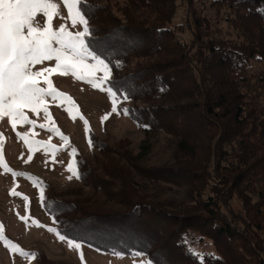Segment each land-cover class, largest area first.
Returning a JSON list of instances; mask_svg holds the SVG:
<instances>
[{"label":"trees","instance_id":"1","mask_svg":"<svg viewBox=\"0 0 264 264\" xmlns=\"http://www.w3.org/2000/svg\"><path fill=\"white\" fill-rule=\"evenodd\" d=\"M185 1L187 26H174L175 0L84 5L89 49L109 63L114 91L130 93L126 115L147 136L173 139V164L147 166L149 146L91 131L98 155H76L80 186L40 182L43 206L61 234L103 253L264 264V0ZM163 186L187 187L189 203L163 199ZM35 254V264H68Z\"/></svg>","mask_w":264,"mask_h":264},{"label":"rangeland","instance_id":"2","mask_svg":"<svg viewBox=\"0 0 264 264\" xmlns=\"http://www.w3.org/2000/svg\"><path fill=\"white\" fill-rule=\"evenodd\" d=\"M114 1L124 2L125 0ZM175 1L177 11L174 26L189 25L187 2L185 0ZM57 2L59 3V0ZM59 11L65 20L54 18V28L65 23L69 31L82 30L80 25L75 28L71 26V21L66 19L68 13L62 3H60ZM207 14L213 18L214 22L217 21V15L214 11L208 10ZM140 16L143 17L142 13ZM40 21L43 23L42 17H40ZM182 38L190 43L192 40L190 30L187 29ZM44 66H54V63H46ZM40 67L42 66H36L37 69ZM100 75L102 73H97V76ZM50 79L58 90L70 95L79 106L78 111L73 112V115L76 116L75 121H73L68 112L57 106L59 102L48 101L49 112L55 120L56 127L69 138L71 147H64L59 135L51 133L47 129H41L38 126L31 129L29 125L18 124L14 131L7 118L0 122V133H3L4 137V162L15 172L29 174L13 177L11 173L0 168V224L3 225L2 232H0V264H35V257L25 258L19 252L11 250L10 247L6 246L5 239L19 246L24 252H44L56 262L68 264H149V260L145 256L107 254L83 243H81L82 247L79 250L70 249L66 242L61 241L55 233L47 230L49 227L57 229V225L53 217L46 213L43 202L38 198V191L42 181H48L58 192L80 186L75 177L71 180L68 179L71 173L67 171V168L73 160L76 161V155L79 153L91 158V160L97 157L96 150L93 146L89 147L88 144L91 131L96 133L100 139L111 144L127 139L132 142L131 149L136 152L142 146H149L150 153L147 157V166L155 167L173 164L176 155L173 139L163 134L147 136L126 114L112 113V103L105 91L95 89L85 82L76 81L71 75L62 77L53 74ZM41 86L46 87L43 83V77H41ZM129 104L127 101L118 102V106L122 105L124 108ZM24 111L29 119L36 121L37 125L48 123L42 112L37 116L27 108ZM106 113L110 115L102 123L101 118ZM81 116L88 121L90 131L87 134L83 120L80 119ZM17 132H29L30 138H33L32 133H35V139L50 141L51 144L61 148L62 150L55 155L56 162H53L51 153L45 155L43 150H39L32 154L31 162L25 163L30 154L24 143L17 139ZM73 147L77 150L75 156L71 154ZM12 189L21 193V196L10 195ZM162 189H164L163 193L160 194L163 199L176 203H189L187 187L163 186ZM43 191L45 196L47 190L43 188ZM25 196L28 198L27 207L23 199ZM229 206L235 213L242 212L241 203L237 199H233ZM223 210L226 212L229 211V208L224 207ZM18 217H25L27 223ZM32 220L38 221L44 227L34 226ZM81 253L83 261L81 260Z\"/></svg>","mask_w":264,"mask_h":264},{"label":"snow or ice","instance_id":"3","mask_svg":"<svg viewBox=\"0 0 264 264\" xmlns=\"http://www.w3.org/2000/svg\"><path fill=\"white\" fill-rule=\"evenodd\" d=\"M60 3L67 10L66 19L71 21V26L75 28L80 25L82 30L69 31L65 23L54 28V18L65 20V17L60 15ZM85 3L86 0H59V3L57 0H0V122L7 118L14 131L18 124L29 125L31 129L38 126L59 135L64 147H71L69 138L56 127L55 120L49 112L48 101L59 102L57 106L68 112L73 121L76 119L73 112L78 111L79 106L70 95L54 86L50 79L53 74L62 77L71 75L76 81L85 82L95 89L105 91L112 103V113L129 112V109L120 108L118 102L121 99L127 101L130 93L121 95L119 89L114 91L116 86L111 81L109 63L90 51L86 42V38L94 30L89 27V15L84 7ZM40 17L43 18V23ZM46 63H54V66H44ZM38 65L42 67L37 69ZM97 73L102 75L97 76ZM41 77L46 87L41 86ZM26 108L37 116L42 112L48 123L37 125L35 120L29 119L26 115L24 111ZM109 115L106 113L101 118V122L107 120ZM80 119L83 120L87 134L90 131L88 121L82 116ZM16 135L30 154L25 163L31 162L32 154L39 150H43L45 155L51 153L53 162H56L55 155L62 150L50 141L35 139V133H32L33 138H30L29 132H17ZM3 143V133H0V168L11 173L13 177L29 175L15 172L7 166L3 160ZM88 144L89 147L92 146L91 139H88ZM71 154L73 156L77 154L74 147L71 148ZM67 171L71 173L69 180L73 177L80 178L75 160L69 164ZM10 195L21 196V193L12 189ZM38 198L42 202L45 200L42 185L39 186ZM23 199L27 207L28 198L25 196ZM18 218L27 223L25 217ZM32 224L36 227H44L36 220H32ZM2 229L3 225L0 224V232ZM47 230L66 242L70 249L79 250L82 247L81 243L69 239L56 228L49 227ZM5 244L25 258H34L36 255L24 252L7 239ZM115 254L122 256L121 253ZM81 260L83 261L82 253Z\"/></svg>","mask_w":264,"mask_h":264}]
</instances>
